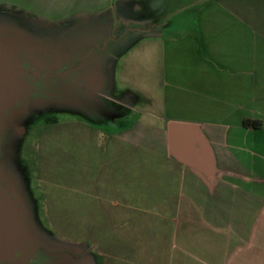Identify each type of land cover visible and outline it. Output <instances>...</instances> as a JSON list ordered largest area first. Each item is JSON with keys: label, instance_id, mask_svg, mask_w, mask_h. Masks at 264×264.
Returning <instances> with one entry per match:
<instances>
[{"label": "crops", "instance_id": "1", "mask_svg": "<svg viewBox=\"0 0 264 264\" xmlns=\"http://www.w3.org/2000/svg\"><path fill=\"white\" fill-rule=\"evenodd\" d=\"M0 12L22 37L101 46L82 77L111 79L115 94L97 95L125 111L105 117L116 128L68 118L34 134L72 264H264V0H0ZM171 124L201 135L208 174Z\"/></svg>", "mask_w": 264, "mask_h": 264}, {"label": "rangeland", "instance_id": "2", "mask_svg": "<svg viewBox=\"0 0 264 264\" xmlns=\"http://www.w3.org/2000/svg\"><path fill=\"white\" fill-rule=\"evenodd\" d=\"M0 43L3 42L7 36H10L11 34L16 35V28H11L8 26H5L6 23L9 25L14 24V13H8L9 19L4 20L3 19V13L0 12ZM6 22V23H4ZM25 31H28L31 35L40 36L39 39H30L31 43H25V45H29L30 49L34 52V55L36 58L44 59L42 62H54V65L61 64L64 66L69 67L71 63H75L76 59H79L78 65L75 67V70H77L76 73L82 76L83 73L95 69L92 57L95 52H103V49L100 48L101 46H94L96 44H73V43H64V44H54L53 39L50 41L47 40V38L44 37V34H42L43 31L41 29H37L39 31H35L32 27H29L28 29H24ZM102 35V34H101ZM93 36H89L87 39V42L89 40H92ZM134 46V44L126 43L123 48L120 50L121 52H126L130 47ZM5 44H0V70L3 71L8 66V62L5 58V55L3 53ZM102 47H105L103 45ZM112 47V44L109 46ZM3 48V50H2ZM24 48V47H23ZM26 48V47H25ZM98 49V50H97ZM100 49V50H99ZM2 51V52H1ZM67 52V54H64ZM91 53L90 57H87ZM90 59V61L88 60ZM86 60V65L85 64ZM89 63V64H88ZM96 63V60L94 61ZM62 66V67H63ZM72 68V67H71ZM69 69L70 71H74V69ZM64 69V68H62ZM43 75L47 74L48 72L44 69ZM72 76L71 82L68 84L63 80L62 77H54L53 80H51L54 84H56L55 89L59 95L64 96V91L75 93L77 96H83V98L80 97V99L83 101L85 100L86 105L85 106H78L75 107L74 104V94L68 95L70 106L68 108V111L65 113L61 110H55V113H53L55 116H57L60 120L64 119H78L83 118L87 119L90 122L97 123L99 125H103L106 127H118L125 123V121H119V120H109L105 117L111 118L110 116V109L117 110L120 108H108L111 107H119L112 101L111 98L106 99L103 96L97 95V90L101 92L109 93V96H113L115 94V89L113 87L112 80H108L107 83L100 89H97L98 83L95 82L94 77H91V79L88 80V83L81 82L79 83L80 77L78 76ZM93 89V91L91 90ZM87 89V90H86ZM97 89V90H96ZM64 90V91H63ZM62 92V93H61ZM103 94V93H101ZM124 99H127L126 96H124ZM82 103V102H81ZM105 106H101V105ZM101 108H100V107ZM103 107V109H102ZM51 106L46 103V101H39V104L30 106L26 110H23L22 114L23 118L19 119V123L16 124V126L12 127L13 133L11 136L7 137V147L5 151V156L3 155V160L5 162L6 159H8V162L11 163L7 165L8 170L11 172V177L13 175L14 178H10L12 181L8 182H1V183H7V191L10 197H12L13 201L15 200L17 205L23 209L24 211V218L26 219L28 223V227L30 229V232L32 236L34 237V242L36 244V252L32 258V260L28 264H66L68 262V258L71 256L67 252H63L64 245L72 246L69 241H65L63 239V236L61 234V223L62 219L57 217H52L47 212V202L45 200L46 192H49L52 194L53 188L49 187V183H46V180L38 170L40 166L36 164V151L34 147L36 140L35 133L39 128L42 126L40 125V122L34 123L31 122L24 123L26 121H31L36 119L39 115L44 114L45 112L49 111ZM122 110V109H120ZM124 111V110H122ZM125 112V111H124ZM109 113V114H108ZM98 114V115H97ZM128 115V113H127ZM53 116V115H52ZM40 117V116H39ZM38 117V118H39ZM21 123V124H20ZM24 123V125H22ZM9 124V123H8ZM32 124V125H31ZM35 124V125H34ZM12 125V124H10ZM29 125V127H27ZM35 134V135H34ZM7 162V160H6ZM5 162V163H6ZM0 173L2 169L4 168L3 161H0ZM14 201V202H15ZM59 226L60 230H55L56 227L55 224ZM55 226V227H54ZM54 227V228H53ZM60 233V235L58 234ZM60 246L61 251H56L52 248H55ZM19 256V253L17 254ZM70 256V257H69ZM77 261L80 260V256H76ZM72 259V257L70 258ZM73 260V259H72ZM80 263V262H79ZM78 263V264H79ZM2 264V263H0ZM10 264V263H6ZM76 264V263H75ZM81 264V263H80Z\"/></svg>", "mask_w": 264, "mask_h": 264}, {"label": "flooded vegetation", "instance_id": "3", "mask_svg": "<svg viewBox=\"0 0 264 264\" xmlns=\"http://www.w3.org/2000/svg\"><path fill=\"white\" fill-rule=\"evenodd\" d=\"M15 32L16 35L13 33L10 36H7V38H5L3 42L0 43L5 44L4 50L2 48L5 58L8 62V66L7 68H5V70L11 73V80L4 83V98L10 100V106L9 108L5 109L0 122V161H3L4 165V168L0 173L1 182H8V180L12 181L11 179L14 178L13 175L11 177V172L7 168V165L11 163L8 162V159H6L7 162L5 160V163L3 160V155L5 156L6 154L5 151L7 147V137L11 136V134L13 133L12 127H15L16 124L19 123V119L23 118V115H21L23 110H26L27 112V108H29L30 106L39 104V101H46V103L51 106L49 111L39 115V118L37 117L34 120H28L24 122L25 124L28 122L30 124L31 122L36 123L37 121L40 122V124H45L50 121L52 122L55 119H59L53 114L55 113V110L62 109V112L64 111L63 113L68 111V108L70 106L68 95L70 94L75 95V107H82L86 105L85 100L83 101V99H80V97L83 98V96L79 97L75 93L69 92L67 94V92L63 90L64 96H60L59 93L55 90L57 89L56 84L51 81L54 79V77L57 76L59 78L62 77L63 80L68 84L72 83L71 77L76 76L78 73H75L77 71L74 72L70 71L69 69L71 67L72 69L75 68L78 65L79 59H76L73 66H71V64L67 68L65 65L63 66L62 63L54 65V62H42V60L44 61V59L41 60L39 58H36L34 52L29 48L30 46L25 45V43H31L30 39L33 38L22 37L20 30L17 28ZM23 32L27 34L24 30ZM64 54H67V52H65ZM44 69L48 72L45 75H43L42 72ZM89 79H91V77ZM79 81V83L83 81L86 82L84 78H80ZM91 90L93 91L92 88ZM24 123L22 125H24ZM27 127H29V125ZM2 184L5 187L7 186V183ZM54 247L55 248H52L53 251H61L60 246L57 247V244ZM62 250L63 252L65 251L64 249ZM71 262L72 260L68 258V262H66V264H72Z\"/></svg>", "mask_w": 264, "mask_h": 264}, {"label": "water", "instance_id": "4", "mask_svg": "<svg viewBox=\"0 0 264 264\" xmlns=\"http://www.w3.org/2000/svg\"><path fill=\"white\" fill-rule=\"evenodd\" d=\"M11 80V73L7 70H0V122L6 108H9L10 100L4 98V83ZM191 128V127H190ZM188 126L171 124L170 137L172 143H179L183 149H179L180 155L199 167L204 173H209L203 163V159L195 157L209 148L202 137L195 131H191ZM203 148V149H204ZM202 162V163H201ZM15 201V200H14ZM9 196L7 188L0 182V262L2 264H28L35 252L36 244L32 236L28 223L24 218V211ZM19 253V256L17 254Z\"/></svg>", "mask_w": 264, "mask_h": 264}, {"label": "trees", "instance_id": "5", "mask_svg": "<svg viewBox=\"0 0 264 264\" xmlns=\"http://www.w3.org/2000/svg\"><path fill=\"white\" fill-rule=\"evenodd\" d=\"M55 120H56V119H55ZM55 120H54V121H55Z\"/></svg>", "mask_w": 264, "mask_h": 264}]
</instances>
